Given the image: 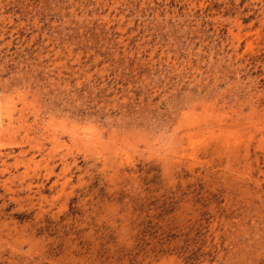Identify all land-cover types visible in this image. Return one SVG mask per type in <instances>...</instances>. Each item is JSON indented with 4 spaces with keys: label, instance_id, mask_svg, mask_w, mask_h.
I'll return each mask as SVG.
<instances>
[{
    "label": "rangeland",
    "instance_id": "rangeland-1",
    "mask_svg": "<svg viewBox=\"0 0 264 264\" xmlns=\"http://www.w3.org/2000/svg\"><path fill=\"white\" fill-rule=\"evenodd\" d=\"M0 264H264V0H0Z\"/></svg>",
    "mask_w": 264,
    "mask_h": 264
}]
</instances>
